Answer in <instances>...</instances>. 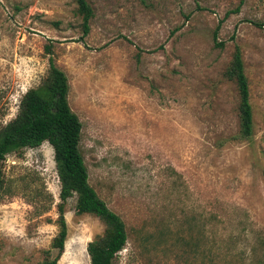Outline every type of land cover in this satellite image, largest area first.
Here are the masks:
<instances>
[{
  "label": "rangeland",
  "instance_id": "obj_1",
  "mask_svg": "<svg viewBox=\"0 0 264 264\" xmlns=\"http://www.w3.org/2000/svg\"><path fill=\"white\" fill-rule=\"evenodd\" d=\"M88 2L80 40L74 0H0V126L47 74L52 45L88 182L125 224L114 264H264V0L236 12L239 0ZM235 46L250 85L248 138L224 76ZM3 172L0 264H40L59 245L51 145L8 154ZM75 203L64 202L56 264H90L87 244L104 230Z\"/></svg>",
  "mask_w": 264,
  "mask_h": 264
},
{
  "label": "trees",
  "instance_id": "obj_2",
  "mask_svg": "<svg viewBox=\"0 0 264 264\" xmlns=\"http://www.w3.org/2000/svg\"><path fill=\"white\" fill-rule=\"evenodd\" d=\"M239 3L236 12L243 4ZM75 13L80 18L83 40L90 31L94 12L88 0H74ZM228 13L225 15L227 16ZM221 23V22H220ZM220 23L213 32L215 46L223 47L217 41ZM48 57V71L40 83L28 89L21 97L14 118L0 126V191L4 186L3 161L10 153L25 148H35L48 142L53 149V158L60 182L58 205L59 242L56 254H49L40 264H56L64 250L67 224L64 216V202L72 195L76 197L75 213L93 214L102 221V235L87 244L90 264H114L113 260L127 240L125 224L115 212L97 195L88 182V169L80 150L82 124L71 110L68 102V78L52 57V45H45ZM224 76L235 82L238 91V119L241 137L248 138L253 132V110L250 103L248 80L240 48L235 46Z\"/></svg>",
  "mask_w": 264,
  "mask_h": 264
}]
</instances>
